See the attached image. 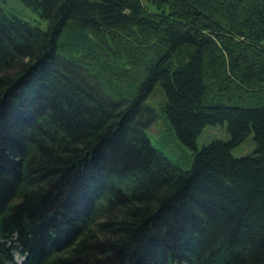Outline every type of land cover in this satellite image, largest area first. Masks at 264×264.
<instances>
[{
	"label": "trees",
	"instance_id": "1",
	"mask_svg": "<svg viewBox=\"0 0 264 264\" xmlns=\"http://www.w3.org/2000/svg\"><path fill=\"white\" fill-rule=\"evenodd\" d=\"M22 1L45 25L0 5V264H264V0ZM156 81L186 168L144 131Z\"/></svg>",
	"mask_w": 264,
	"mask_h": 264
},
{
	"label": "rangeland",
	"instance_id": "2",
	"mask_svg": "<svg viewBox=\"0 0 264 264\" xmlns=\"http://www.w3.org/2000/svg\"><path fill=\"white\" fill-rule=\"evenodd\" d=\"M0 5L6 13L14 14L32 22H39L42 27L45 25L44 20L40 19L37 13L22 0H0ZM164 98L162 86L159 81H156L144 100L146 105L153 108L155 118L144 127V131L154 147L162 151L181 168H186L190 164L194 150L187 147L176 136L162 109ZM227 136L228 133L224 121L206 124L195 138V148L199 149L212 139H226ZM254 147L255 141L250 132L230 148V153L233 156H239L252 152ZM14 256L18 261L21 259L20 254L17 252H14Z\"/></svg>",
	"mask_w": 264,
	"mask_h": 264
}]
</instances>
